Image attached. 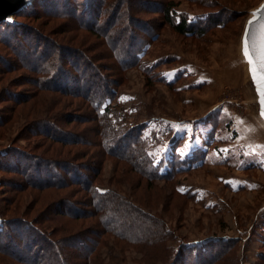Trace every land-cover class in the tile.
Returning <instances> with one entry per match:
<instances>
[{
    "label": "rangeland",
    "instance_id": "rangeland-1",
    "mask_svg": "<svg viewBox=\"0 0 264 264\" xmlns=\"http://www.w3.org/2000/svg\"><path fill=\"white\" fill-rule=\"evenodd\" d=\"M84 1L36 0L37 4L22 7L11 24L0 23L1 237L13 230L8 226L5 231V219L30 218L42 229L53 228L57 220L70 223L53 214L54 201L60 195L75 201L87 199L84 193L69 188L39 190L27 185L29 178L16 172L23 168L19 161L22 154L26 158L24 151L35 157L51 156L48 143L36 129L40 124L53 123L48 117L61 113L71 117L57 118L59 128L66 133L80 132L87 141L75 152L84 148L88 154L82 152V158L94 156L93 160L80 161L100 165L96 183L103 186L99 189L116 190L125 203L135 202L144 212H136L135 219L128 214L127 218L136 222V230L141 225L136 233L160 222L164 245L177 251L173 264H264V116L262 97L242 54L245 29L264 0L95 1L91 13L96 9L104 12L96 29L110 27L105 38L116 50L108 49L95 30L82 28L88 18L81 4ZM168 5L171 23L185 22L189 33L172 29L163 13ZM93 16L89 18L95 20ZM16 36L20 49L13 43ZM38 38L42 39L39 43ZM27 41L30 44L26 45L35 46L39 52L46 51L42 53L48 58L46 82L63 78V89H73L64 80L76 78L74 65L79 61L85 63L88 58L93 66L101 67L102 71L88 73L94 84L107 82L115 90L109 119L120 128L139 129L142 142L138 148L153 156L157 171L171 166L168 160L175 157L184 162L173 165L183 164L187 172L172 183L155 180L148 184L133 171L131 163L104 156L92 133L95 121L82 100L60 93L33 92L34 75L16 54V49L18 54L27 49L23 46ZM126 47L136 49L138 64L120 69L113 55L117 54L121 63L128 62L120 58ZM26 95L25 102L14 103V98L22 101ZM45 104L46 110L37 112L35 106ZM133 135L135 139L136 132ZM17 184L21 185L18 189ZM175 187L181 192H175ZM106 206L119 210L110 202ZM145 212L154 217L153 222ZM80 221L99 232V225L93 224L96 220ZM103 231V264H153V253L163 250V245H152L145 249L124 246L121 251V243ZM75 252L74 248L64 251L71 255V263L79 261ZM2 253L7 252L0 250V264H18Z\"/></svg>",
    "mask_w": 264,
    "mask_h": 264
},
{
    "label": "trees",
    "instance_id": "trees-1",
    "mask_svg": "<svg viewBox=\"0 0 264 264\" xmlns=\"http://www.w3.org/2000/svg\"><path fill=\"white\" fill-rule=\"evenodd\" d=\"M55 1L62 2L65 0ZM70 1L74 4L75 1L78 2V0ZM95 1L101 3L103 0H87V2L85 0L84 3H81L84 7V10L88 11V18H86L87 21L84 20V22H87L84 24L86 26L82 28H86V30H95L100 35V37H102L103 41L107 43L108 49L116 50V47L112 46L113 44L109 42L110 39L107 37L105 38L110 27L107 26L106 28L102 27L98 30L96 29V27H98V21L102 18V14L104 12L96 9V11H93V14L91 13ZM35 3L37 4L36 0H32L28 6L30 7V5ZM169 5L166 7L163 13L166 20L171 23V17H169L168 13ZM95 7H97V4ZM64 9H66V6ZM72 10L76 11L77 9L75 8V10ZM18 12L19 10L14 15L17 16ZM112 12L113 11L110 12L107 19L109 21L113 15ZM91 16H93L95 20L89 18ZM4 22L11 24V22L6 21L0 23ZM171 24L172 29L177 33L186 34L190 32V29H187V25L183 21L179 22L178 24ZM21 36L28 40L26 38V34ZM18 40L19 36L14 37L13 43L15 47L20 49L22 48V45ZM40 40L42 39L38 38L36 42L39 43ZM28 42L29 41H27L23 46H25L24 48H27L30 51L23 49L24 51L18 54L16 49V54L21 57V62L23 61L22 64L34 75L31 77L33 83L32 86L34 87L33 92L36 93L44 91L60 93L78 100H82L83 103L86 104L85 107L89 110L88 115H90L91 120L95 121V126L92 128V133L96 136V138H98L97 144L100 148V152L104 154V156L107 155L116 157L117 159H122L131 163L133 171L138 173L137 175L139 178L144 179L148 184H153L155 180H170L172 183L175 177L187 172L188 167L184 168L183 164L174 166L178 162H184L178 161L175 157L171 158L170 160L167 159L170 163L169 165L171 166L166 167L165 170H161V172L157 171L153 156L146 155L138 148V145L142 142L140 137L141 135H139V129L134 131L135 128H132L131 126L120 128L117 123L109 119L108 115L111 113L110 103L114 99L115 90L112 89V87H109L107 82L101 81L100 84L98 82L94 84L91 80V75L88 73L94 71L95 69L97 71H102L103 69L101 67L97 68L93 66V63L88 58L87 60L84 59L85 63L79 61L74 65L76 78H74V80L71 78L64 80L69 85L71 83V87L73 89H63L60 83L63 81V78L57 81L54 79L52 82H46L45 78L46 74H48V71L44 69V66L45 63L48 64V61H46L48 58L42 54H46V51L39 52V49H37L35 46L30 47V45H26L30 44ZM116 55L117 54L113 55V58L117 60L116 64L120 69H126L130 66L138 64L136 63L135 48L126 47L125 49L121 50L120 58H126L128 62H119L117 58L118 55ZM87 64H89L90 67H88ZM99 78L100 77H98V81ZM51 79H49V81ZM38 97H41V99L45 102L42 96L39 95ZM27 98L28 95H26L22 101H19L18 98H14V103L18 104L25 102L24 100ZM47 99L48 98H46V101ZM46 105L47 104L35 106L38 108L37 112L44 110ZM45 113L48 114L47 112ZM57 116L58 117H56V115L51 116L50 118L48 117V119L52 120L49 122L54 121L53 123L40 124L37 129L34 127L36 132H41V137L44 138L48 143L47 151L52 156V158H50L51 156H45V154H43V156L37 155V157H35L32 155V153H26V151L23 150L27 156L24 158V154H22V159L19 162L23 164V168H17L16 172L21 176L25 175V177L29 178L26 179L28 182L25 181L27 185L36 187L39 190L44 191V189L50 188L55 190H61L64 188L65 190V188H69L70 190H76L84 193L87 196V199L85 201H75L70 199L72 198L71 196L65 197L64 195H60L61 198H58V201H54L55 203L51 207H55V212H53V214L55 213L61 217H64L65 219L69 220L70 223H64L57 220L54 223L56 226L53 228H39L33 220L25 217L11 218L8 221L7 219H5V221L3 220L2 224L5 226V231H7L6 228H9L8 226H11L13 230L7 231L6 237L2 238L1 234L4 232V230L0 229V238H2L0 239V244L2 246L0 247V250H6L7 252L2 254H5L6 256L8 255L9 258L16 261L18 264H53V262L55 264H103L105 259L102 258L101 252L102 248L105 247L106 244V239L103 236L104 228L105 233L109 231L110 235H113L116 240L121 243L119 244V249L121 251H124V246L131 247L133 249L135 247L140 248L143 246L145 249L147 246L151 247L152 245H163L162 252L158 251L157 253H153V255H156L152 257V259L156 261V263L153 264H173L174 259L176 260L177 258V251H174L170 247L164 245L165 236L162 230L160 232L158 230V223L160 224V222L155 220L157 225L150 227L148 226L147 231H140L136 233L137 230L141 229V225L137 227L136 230V222L128 219V214L131 217L133 215L135 219L136 212L142 215H144V212L139 208H136L134 204L135 202L133 203L131 201L125 203L123 201L124 198H120V194L116 190L112 191L110 188H105L102 190L99 189V187L103 186L96 183V177L101 175L100 165L91 166L89 163L80 161V159H94L93 155H89L86 158L81 157L82 152H86V154H88L86 149L82 148L78 152H75L76 148L86 146L87 141L83 139V136L80 132L79 134L66 133L63 129L59 128L57 123L59 121L57 118L60 117L61 120L64 118H70V114L64 115L58 113ZM75 118L76 117L73 116V119ZM44 119L47 118L44 117ZM135 132L136 138L132 139L131 136H134L133 134ZM36 134L37 133H35V135ZM49 147H51V149H49ZM45 152L46 151L44 150L43 153ZM29 167L30 169H28ZM19 186L21 185L17 184L16 189H18ZM174 191L177 193L181 192L177 187H175ZM109 202L114 204V206H116L115 208L119 207V210L112 208L110 209V207L106 206V204ZM49 211L50 210H47L46 212L48 213ZM113 214L115 216H113ZM145 214V217L153 222L154 217H151L146 212ZM120 215L123 219L120 217ZM110 217H115V219H110ZM86 218H92V220H96L93 224L99 225V232H97L98 230L93 231L95 230L94 228H90L87 225L84 226L82 224L80 220H85ZM76 221H78V223H74ZM123 221L127 222L123 223ZM24 233L26 234L23 235ZM72 244H75V247ZM73 248L76 250L75 254H77L79 258V261L75 263H71V255H66L64 253L66 249ZM159 249L162 248L159 247ZM147 253L148 252H146V254ZM109 254L110 252L106 253V257Z\"/></svg>",
    "mask_w": 264,
    "mask_h": 264
},
{
    "label": "snow or ice",
    "instance_id": "snow-or-ice-1",
    "mask_svg": "<svg viewBox=\"0 0 264 264\" xmlns=\"http://www.w3.org/2000/svg\"><path fill=\"white\" fill-rule=\"evenodd\" d=\"M253 20L249 21V26L259 20V36L252 43L249 42L250 31L245 29V39L242 45V54L245 62L249 65V74L256 84L258 94L261 99V115L264 116V7L259 13H253Z\"/></svg>",
    "mask_w": 264,
    "mask_h": 264
},
{
    "label": "water",
    "instance_id": "water-1",
    "mask_svg": "<svg viewBox=\"0 0 264 264\" xmlns=\"http://www.w3.org/2000/svg\"><path fill=\"white\" fill-rule=\"evenodd\" d=\"M31 1L32 0H0V22H12V16ZM262 7H264V4ZM248 28L251 33L249 36V42L251 44L252 41L257 39L259 36V20H257L256 23L251 26L248 25Z\"/></svg>",
    "mask_w": 264,
    "mask_h": 264
},
{
    "label": "bare ground",
    "instance_id": "bare-ground-1",
    "mask_svg": "<svg viewBox=\"0 0 264 264\" xmlns=\"http://www.w3.org/2000/svg\"><path fill=\"white\" fill-rule=\"evenodd\" d=\"M30 3H31V2H30ZM30 3H28V4H30ZM28 4H26L25 6H27ZM25 6H24V7H25Z\"/></svg>",
    "mask_w": 264,
    "mask_h": 264
}]
</instances>
